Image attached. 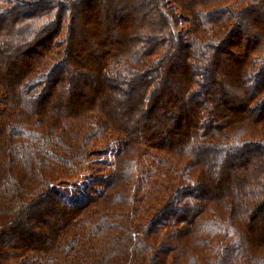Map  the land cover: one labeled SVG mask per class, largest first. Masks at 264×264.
Masks as SVG:
<instances>
[{
  "label": "trees",
  "instance_id": "trees-1",
  "mask_svg": "<svg viewBox=\"0 0 264 264\" xmlns=\"http://www.w3.org/2000/svg\"><path fill=\"white\" fill-rule=\"evenodd\" d=\"M0 264H264V0H0Z\"/></svg>",
  "mask_w": 264,
  "mask_h": 264
}]
</instances>
